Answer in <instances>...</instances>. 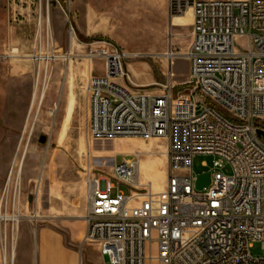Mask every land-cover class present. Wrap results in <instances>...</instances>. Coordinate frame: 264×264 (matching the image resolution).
Segmentation results:
<instances>
[{"label": "built area", "instance_id": "1", "mask_svg": "<svg viewBox=\"0 0 264 264\" xmlns=\"http://www.w3.org/2000/svg\"><path fill=\"white\" fill-rule=\"evenodd\" d=\"M189 11L182 90L170 81L160 93L136 86L124 69L125 51L108 39L88 44L87 58L103 64L90 78L93 138L165 140L170 166L162 191L141 183L138 155L89 176L83 243L103 264H264V255L251 253L256 242L264 249V136L257 132L264 131V0H168L170 17ZM45 44L53 47L50 36L37 34L34 55ZM197 155L213 157L202 189ZM12 176L13 169L0 196L6 252L8 223L23 218L16 189L11 200Z\"/></svg>", "mask_w": 264, "mask_h": 264}, {"label": "rangeland", "instance_id": "2", "mask_svg": "<svg viewBox=\"0 0 264 264\" xmlns=\"http://www.w3.org/2000/svg\"><path fill=\"white\" fill-rule=\"evenodd\" d=\"M24 1L32 3L36 35L41 33L43 41L50 36L53 42V47L45 44L37 55L34 48L22 53L9 47L8 16L18 14L15 5ZM162 1L0 0V66L9 71L24 58L33 67L29 97L27 84L15 91L13 108L15 113L24 112L22 126L11 128L0 123V196L13 169L11 200L16 189L23 215L18 225L8 223V264H40L42 241L66 251L67 255L56 258L57 263L79 264L82 259L103 264L96 249L83 243L85 195L89 176L110 173L115 162L138 155L144 166L141 183L154 191L164 190L170 171L166 141L93 138L87 118L88 100L81 97L91 75L101 73L91 70L94 61L87 58L88 44L96 39L111 40L125 51L124 69L136 86L160 93L161 86L170 81L177 85L176 90L184 88L189 63L183 54L191 41L193 18L170 17L168 10L163 11ZM91 11L96 13L98 31L90 39H83L75 25L78 20L87 21L89 17L84 14ZM47 57L52 59L46 61ZM71 99L70 117L67 113ZM193 171L195 175L213 173V157L197 155ZM224 171L231 172L229 167ZM251 253L263 256L262 243H254ZM2 257L0 245V264Z\"/></svg>", "mask_w": 264, "mask_h": 264}, {"label": "crops", "instance_id": "3", "mask_svg": "<svg viewBox=\"0 0 264 264\" xmlns=\"http://www.w3.org/2000/svg\"><path fill=\"white\" fill-rule=\"evenodd\" d=\"M26 4V5H24ZM32 3H27L24 1L20 5H15L14 10L18 11V14L8 16V32H10V44L9 47H16L22 53L29 52L34 46V36L36 35V19L31 11ZM161 7L164 10H168V0H163ZM86 19L78 20L76 22L77 33L83 39H90L91 36L96 34L98 29H96L97 16L94 11H91L89 15L84 14ZM13 21V22H12ZM26 60V61H24ZM18 67L11 69L9 71L3 69L0 66V123H4L6 127L19 128L22 126L24 120V112L15 113L13 108L15 100V91L18 87L27 84V96L29 97V83L32 65L28 63L27 59H19ZM17 64V63H16ZM100 66V67H98ZM91 70L97 72L101 70L103 73V64L100 61L91 62ZM92 76V75H91ZM83 101L88 100L87 105V118L90 122V81L83 89L82 93ZM24 102H27L25 99ZM73 109V99H71L70 106L67 115L72 113ZM2 175H7V172H2ZM47 241H42L41 244V261L40 264H62L60 261L57 263L58 256L67 255L66 251L58 247L54 249L52 245H46ZM56 261V262H55ZM68 264V263H66ZM69 264H77L70 263Z\"/></svg>", "mask_w": 264, "mask_h": 264}, {"label": "water", "instance_id": "4", "mask_svg": "<svg viewBox=\"0 0 264 264\" xmlns=\"http://www.w3.org/2000/svg\"><path fill=\"white\" fill-rule=\"evenodd\" d=\"M257 132L260 136H264L263 130L259 129ZM43 140L44 139H42V141ZM209 183H210V175H209V173H205V174H201L198 176L196 186L198 189H202V188L206 187L207 185H209Z\"/></svg>", "mask_w": 264, "mask_h": 264}, {"label": "bare ground", "instance_id": "5", "mask_svg": "<svg viewBox=\"0 0 264 264\" xmlns=\"http://www.w3.org/2000/svg\"><path fill=\"white\" fill-rule=\"evenodd\" d=\"M178 18H188L190 21L192 20V13H191V11H189V12H187L185 15H183V16H180V17H175V19H178ZM172 55L173 54H169V57H172ZM44 93H45V89L42 91V93H41V99H43V97H44ZM141 167H142V170H143V168H144V166L143 165H141ZM21 170V165L19 166V171ZM141 170V171H142ZM142 175V174H141ZM143 178V177H142ZM142 181V180H141ZM155 187V186H154ZM158 191H162L161 189H159V188H156ZM155 190V189H154ZM156 190V191H157ZM15 221H17V219H15ZM6 248H5V246H4V248H3V260L4 259H6ZM13 256H14V250H13Z\"/></svg>", "mask_w": 264, "mask_h": 264}]
</instances>
